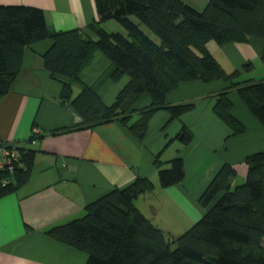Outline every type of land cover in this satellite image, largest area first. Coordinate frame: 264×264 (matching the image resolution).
<instances>
[{
  "label": "trees",
  "instance_id": "trees-1",
  "mask_svg": "<svg viewBox=\"0 0 264 264\" xmlns=\"http://www.w3.org/2000/svg\"><path fill=\"white\" fill-rule=\"evenodd\" d=\"M95 9L98 20L89 27L93 35L89 37L76 29L50 31L37 8L0 6V97L17 78L24 49L50 40L43 61L53 76L77 80L93 54L101 52L114 65L113 81L128 77L110 105L103 104L88 87L71 97L70 84L63 83L62 104L68 103L82 123L52 134L118 120L142 141L158 111H167L170 122L193 109L192 104L166 103L167 95L181 83L217 80L227 87L215 95L212 111L231 133L245 132L231 113V91L264 128V80H243L239 71L227 73L207 50L211 41L222 46L250 37L264 40V0H209L200 12L181 0H95ZM108 21L123 32L103 29L101 25ZM261 60L264 62V53ZM252 67L247 63L243 69ZM143 95L150 97L151 104L134 113V104ZM191 138L183 126L177 139L187 144ZM36 139L32 135L29 143ZM19 151L14 171L0 172V197L13 193L30 178L36 152L20 146ZM244 164L241 183L236 182V167L224 164L219 168L198 198L203 216L177 238L136 208L135 201L154 190L153 182L141 177L87 204L82 217L54 226L46 234L85 253L86 264H264V153L248 155ZM154 165L162 188L184 179V162L179 156L163 163L158 154ZM6 179L8 183L3 185Z\"/></svg>",
  "mask_w": 264,
  "mask_h": 264
},
{
  "label": "crops",
  "instance_id": "crops-1",
  "mask_svg": "<svg viewBox=\"0 0 264 264\" xmlns=\"http://www.w3.org/2000/svg\"><path fill=\"white\" fill-rule=\"evenodd\" d=\"M181 1L200 12L209 0ZM0 6L37 8L53 32L76 29L93 37L89 27L98 20L95 0H0ZM212 42L207 50L227 73L239 71L243 80H264V40L250 37L222 46ZM50 45V40H43L24 49L20 72L10 91L0 97V144L14 143L36 152L27 183L0 197V264H86L85 253L52 239L46 231L82 217L87 204L138 177L149 178L154 190L140 196L136 208L172 236L174 225L157 221L159 204L182 221L176 228L198 221L204 214L198 198L219 168L224 164L236 167V182L241 183L245 158L264 153V128L236 92H229L228 98L244 133L233 135L213 113L215 95L227 87L220 80L181 83L167 95L166 103L192 104L193 109L170 122L167 111H158L142 141L118 120L52 134L82 123L68 103L62 104L63 83L70 84L71 97L88 87L103 104L110 105L128 77L113 81L114 65L101 52L93 54L77 80L53 76L43 61ZM247 63L253 66L249 71L243 69ZM150 104V97L143 95L132 110L137 113ZM183 126L192 134L187 144L177 139ZM32 135L37 138L34 144L29 143ZM158 154L163 163L176 156L183 159L185 175L179 184L160 186L154 165Z\"/></svg>",
  "mask_w": 264,
  "mask_h": 264
},
{
  "label": "rangeland",
  "instance_id": "rangeland-1",
  "mask_svg": "<svg viewBox=\"0 0 264 264\" xmlns=\"http://www.w3.org/2000/svg\"><path fill=\"white\" fill-rule=\"evenodd\" d=\"M108 25H110V26H108ZM108 25L107 26H103V27L101 26V27L103 29L109 30V32H116L117 29L120 32L123 31L121 29V27L118 24H116L115 22H113V21H110L108 23ZM114 28H116V29H114ZM141 28H142V30L145 33H147L149 36L153 37V35L146 28H144L143 26H141ZM212 43H214V42H212ZM241 182H243V181H241ZM156 195H157L156 197H158L159 193H157ZM158 209H159V211H158L159 213L156 215L158 217L157 221L159 222V224L160 223L164 224L163 226H165L166 224L172 223V225H174V227H173L174 230L172 231V236H174V238H177L180 235H182L184 232L189 230L197 222V221L192 222V223L188 222L186 225H184V226H182L180 228H176L177 225H181V223H182V221L179 220V217H177L176 215L173 216V215L167 213L165 211V209H163L162 205H160V204H159V208Z\"/></svg>",
  "mask_w": 264,
  "mask_h": 264
},
{
  "label": "built area",
  "instance_id": "built-area-1",
  "mask_svg": "<svg viewBox=\"0 0 264 264\" xmlns=\"http://www.w3.org/2000/svg\"><path fill=\"white\" fill-rule=\"evenodd\" d=\"M36 131H33V134ZM35 141H32L34 144ZM20 159L19 145L10 143V144H0V172L12 173ZM8 183V179L3 182V185Z\"/></svg>",
  "mask_w": 264,
  "mask_h": 264
}]
</instances>
